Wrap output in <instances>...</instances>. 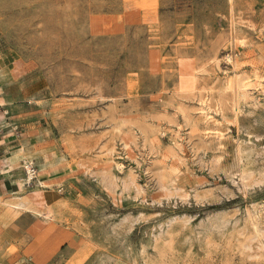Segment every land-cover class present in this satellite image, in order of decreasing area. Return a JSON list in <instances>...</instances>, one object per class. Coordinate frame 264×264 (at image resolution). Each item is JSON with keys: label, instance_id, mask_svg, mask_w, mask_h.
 I'll use <instances>...</instances> for the list:
<instances>
[{"label": "rangeland", "instance_id": "obj_1", "mask_svg": "<svg viewBox=\"0 0 264 264\" xmlns=\"http://www.w3.org/2000/svg\"><path fill=\"white\" fill-rule=\"evenodd\" d=\"M4 92L45 177L0 264H264V0H0Z\"/></svg>", "mask_w": 264, "mask_h": 264}, {"label": "crops", "instance_id": "obj_2", "mask_svg": "<svg viewBox=\"0 0 264 264\" xmlns=\"http://www.w3.org/2000/svg\"><path fill=\"white\" fill-rule=\"evenodd\" d=\"M0 101L5 102L4 107H0V135H4L10 130V125L16 124L14 119L15 116L13 115L12 118H10L8 115L9 113L12 114L15 112V110L17 111L18 107L6 105L8 104L7 101H9V95L5 92L0 94ZM4 113H8V115L5 117L3 116ZM4 123L9 124V126L1 128V125H4ZM18 127L14 128L11 135L0 139V195H8L17 192L14 191L13 181L18 178V176L23 175V161L25 159H31L32 154L44 148L42 144H38V142L33 139L36 136L34 133L30 132L27 128L23 129L22 133V129H17ZM43 128L44 127L41 129ZM37 132H40V129ZM45 156L46 155H40L41 159H45ZM9 164L13 166L10 171L8 170Z\"/></svg>", "mask_w": 264, "mask_h": 264}, {"label": "bare ground", "instance_id": "obj_3", "mask_svg": "<svg viewBox=\"0 0 264 264\" xmlns=\"http://www.w3.org/2000/svg\"><path fill=\"white\" fill-rule=\"evenodd\" d=\"M226 63H228L230 66H232L234 69V72L237 73L236 66H235L236 64L234 61V56L227 55ZM238 85H239V79L237 76L233 77V78H228V81L226 84V89L231 90V91H233V90L236 91V88ZM255 100H256V98H255ZM207 107L202 102H201V105L199 107V115L201 116L200 121L203 124L202 135L207 139H211L213 141L217 140L218 141L217 146H218V148H220V145H221L220 140L222 139L223 134L216 127V125L219 123V120L217 119L216 115L220 114V110H219V108H216L214 112H211L209 110L210 108L208 109ZM211 110H213V109H211ZM214 147H215V145H214ZM214 149H216V148H214ZM128 150H129L128 154L130 153L131 155H133V153H134L133 148L128 147ZM115 165L117 166L118 170H120V171L124 170V165L122 162H115ZM12 167L13 166L9 164L8 170L10 171V169H12ZM23 169L25 170V177L14 182V184H13L14 190L25 189L26 185L29 186L34 181H35L36 185H38V186H41L44 184L43 180H44L45 174L41 171V168H40V170H37L35 162L32 159L31 160L25 159L23 161ZM2 171H3V169H2Z\"/></svg>", "mask_w": 264, "mask_h": 264}]
</instances>
